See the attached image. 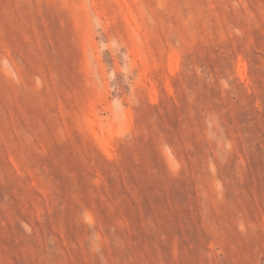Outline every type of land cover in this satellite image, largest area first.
Instances as JSON below:
<instances>
[{"label": "rangeland", "instance_id": "rangeland-1", "mask_svg": "<svg viewBox=\"0 0 264 264\" xmlns=\"http://www.w3.org/2000/svg\"><path fill=\"white\" fill-rule=\"evenodd\" d=\"M0 264H264V0H0Z\"/></svg>", "mask_w": 264, "mask_h": 264}]
</instances>
